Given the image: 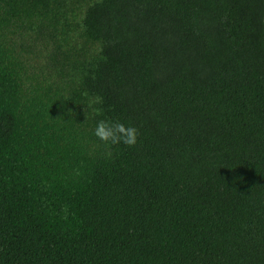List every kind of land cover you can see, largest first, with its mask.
Wrapping results in <instances>:
<instances>
[{
  "label": "trees",
  "instance_id": "1",
  "mask_svg": "<svg viewBox=\"0 0 264 264\" xmlns=\"http://www.w3.org/2000/svg\"><path fill=\"white\" fill-rule=\"evenodd\" d=\"M0 264H264V0H0Z\"/></svg>",
  "mask_w": 264,
  "mask_h": 264
},
{
  "label": "clouds",
  "instance_id": "2",
  "mask_svg": "<svg viewBox=\"0 0 264 264\" xmlns=\"http://www.w3.org/2000/svg\"><path fill=\"white\" fill-rule=\"evenodd\" d=\"M103 103V98L99 95L93 97L89 101V107L93 105H99ZM93 112L96 115L101 114L100 108L93 107ZM94 135L102 142L105 146L125 144L127 146H135L138 139V129L135 126L125 125L120 121H112L108 119H100L94 129ZM105 156L112 158V151L106 150Z\"/></svg>",
  "mask_w": 264,
  "mask_h": 264
}]
</instances>
